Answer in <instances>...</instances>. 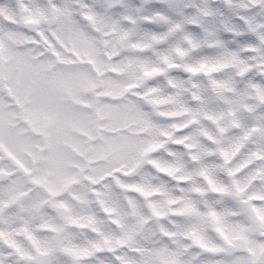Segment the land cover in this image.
Returning <instances> with one entry per match:
<instances>
[{
    "label": "snow or ice",
    "instance_id": "obj_1",
    "mask_svg": "<svg viewBox=\"0 0 264 264\" xmlns=\"http://www.w3.org/2000/svg\"><path fill=\"white\" fill-rule=\"evenodd\" d=\"M18 7L33 14L22 25L31 40L12 49L4 65L10 72L0 70V107L14 94L47 146L33 149L36 174L19 159L20 171L0 168V264H264V0H20ZM5 21L12 23L0 16ZM0 43H7L3 36ZM109 58L105 78L119 89L96 93V136L86 127L92 109L83 84ZM4 59L0 52V64ZM123 64L148 73L143 83L130 87ZM204 65L221 67L197 70ZM72 80L81 87L70 88ZM157 95L170 104L151 103ZM113 111L120 117H110ZM89 140L95 151L85 156ZM157 140L168 143L143 160L142 170L156 178L151 193L130 187L141 183L136 163ZM161 154L168 161L180 154L190 175L160 169ZM85 162L89 198L107 222L85 233L93 234L91 255L52 244L56 230L39 222H9L21 203L39 198V175L70 178ZM106 185L119 208L103 199ZM160 185L171 189L167 211L154 210L165 199ZM80 227L69 223L67 233Z\"/></svg>",
    "mask_w": 264,
    "mask_h": 264
},
{
    "label": "rangeland",
    "instance_id": "obj_2",
    "mask_svg": "<svg viewBox=\"0 0 264 264\" xmlns=\"http://www.w3.org/2000/svg\"><path fill=\"white\" fill-rule=\"evenodd\" d=\"M29 3H33L34 0H28ZM173 4H175V0H171ZM20 5V0H0V16L5 17L6 19H11L12 23L0 22V36H3L7 43H0V52L4 54V61L0 64V70L4 73L10 72L11 69L8 67H4L13 59L12 49L16 47H23L29 43L31 40L30 35H25L26 29L22 27L24 24H30L34 22V17L31 12L24 10ZM18 29L17 31L10 32L5 34V29ZM135 29L130 30V34L134 33ZM234 43V41H233ZM11 45V48L9 47ZM221 47L224 46V42H220ZM110 66V58L109 62L106 65H103L97 71L99 74V79H94L93 77H88L83 84V87L86 88V94L89 98L86 103L94 110L96 119L92 114H88L87 119V129L94 135L99 136L100 129V120L98 118V114L96 109L99 104L100 97L96 94L98 90H109L110 88L113 90L119 89V84L116 81H112L110 79H106L108 67ZM220 65H216L215 67L210 66H201L197 70L201 72H211L218 71ZM140 71L142 68L133 64L129 66L128 64H123L120 66V73L125 78L131 80L133 83L130 87H134L137 84L143 83L144 79H146L148 73L145 75H140ZM150 75H156L155 70L150 73ZM69 87L72 89H79L81 87V82L72 80L69 81ZM130 90V88L128 89ZM114 94L123 95L122 91H114ZM12 95V96H11ZM11 100L9 103L4 104L0 107V127L6 130V138L4 141H0V152H3L4 155L0 156V168H9L16 169L20 171V164L18 163V159L27 163L31 168V174H36L38 172V164L40 162L39 156L37 154H33V149L38 153L42 151L44 147L40 144L39 140L45 144V137L41 134L37 139L36 133L37 129L32 128L26 122V113L23 110L22 105H20L17 110L21 111L19 115L20 120L18 123L16 120V113L14 109L9 107V105H13L15 107V103L19 102L16 99L14 94H10ZM5 100H8V97H5ZM151 103L160 104L168 106L170 104V100L161 99L159 95L157 98ZM176 105H172L171 108L168 109L169 114L176 115L175 111ZM108 115L114 119L120 117L119 111L109 112ZM23 127V128H21ZM26 128H28L26 130ZM173 135V130H168L169 138ZM193 146L198 149L201 147L197 138L195 136L192 137ZM86 143L90 144L89 154L93 153L95 149L93 148L92 141H87ZM168 143L167 140H157L152 144H149L145 149L143 157L140 161L136 163L135 171L139 174L138 179L140 180V184L130 185L132 188L141 187L142 191L151 193L152 184L155 181V177H153L148 171L143 169V160L151 153L156 152L158 148L164 147ZM242 145H238L233 152L229 153V159L232 155L235 154V151H238L239 147ZM13 151L15 155L11 158L8 156L9 151ZM86 147L85 144L83 146V151L85 152ZM88 153V151L86 152ZM85 154V153H84ZM88 154V155H89ZM86 156V155H85ZM156 165L160 169L166 170L171 175L175 176L177 174L189 176L184 169V162L181 159L180 154H177L174 160L168 161L163 159V155L161 154V158L156 161ZM85 170H90L89 165L84 163L80 166V168L76 171L75 175L66 177L64 175H60L57 173H44L37 177V181L41 184L43 189L46 190V194H50V200L48 198L45 199V194L43 192L33 193V195L38 196V199L31 200V202L24 204L21 203L20 211L15 213L13 216L9 217V222L13 221H22L23 223L32 226L35 228V223L39 222L42 227H50L56 230V233L59 232L61 236L57 237V244L66 243L68 246V252L72 256H89L91 252L89 249L92 245V240L89 239L93 234L88 233L87 230L92 227H105L106 220L100 218V212L95 207V201L89 198V194L91 192L90 185L84 182V172ZM95 171V170H92ZM77 176H80V180L78 181ZM192 182H195V176L191 177ZM77 182H80L77 183ZM99 182V179L98 181ZM250 183V181H249ZM73 185V186H72ZM161 190L165 191V199L157 200L155 202V208L167 211L170 208V205L167 202V196L170 194L171 189H164L163 185H160ZM63 190H66L63 192ZM31 191V190H30ZM59 192V193H58ZM63 194L67 195H60ZM76 193L75 199H70L72 193ZM47 197V196H46ZM14 201H22L25 199L23 195H15L12 197ZM48 199V201H47ZM103 199L110 203L114 204L116 208H119V203L113 200V195L111 188L109 186H105V192L103 195ZM47 202H51V209ZM201 203H207V201H200ZM55 209L56 212L53 211ZM56 213V214H55ZM67 220V222L80 225V228L72 229L70 233H67V230H64L67 225L62 223V228L60 229L59 220L62 219ZM203 226V225H202ZM67 233V235H66ZM52 243V241H51ZM103 246L107 247L108 242H103ZM94 251V249H93ZM105 264H108L105 261Z\"/></svg>",
    "mask_w": 264,
    "mask_h": 264
}]
</instances>
